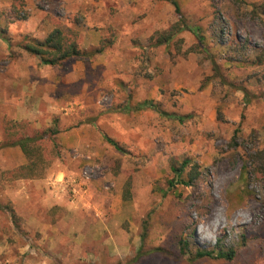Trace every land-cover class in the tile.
Instances as JSON below:
<instances>
[{
  "label": "rangeland",
  "instance_id": "1",
  "mask_svg": "<svg viewBox=\"0 0 264 264\" xmlns=\"http://www.w3.org/2000/svg\"><path fill=\"white\" fill-rule=\"evenodd\" d=\"M176 1L201 37L183 31L156 46L179 21L165 1L0 0V264H188L137 258L146 221L149 249H171L183 231L238 253L199 264H264V17H250L264 0ZM56 29L83 49L111 44L61 67L20 49ZM145 101L185 122L134 110ZM56 117L59 148L42 143L47 175L16 179L26 157L4 145ZM185 159L200 175L170 192Z\"/></svg>",
  "mask_w": 264,
  "mask_h": 264
},
{
  "label": "trees",
  "instance_id": "2",
  "mask_svg": "<svg viewBox=\"0 0 264 264\" xmlns=\"http://www.w3.org/2000/svg\"><path fill=\"white\" fill-rule=\"evenodd\" d=\"M161 1L168 2L174 6L176 14L179 16V21L173 24L168 31L164 33H157L152 38L154 39L157 36L155 44L156 46L171 45L175 38L183 31H190L196 34V36L201 37L199 29L196 27H192L185 21L184 17L181 14L180 5L176 0ZM250 17L252 18V20H262V18L264 17V1L257 6H253V9L250 11ZM1 34L5 35L4 32L0 31V35ZM76 37L77 36H75V39L68 38L66 33L62 29H56L51 32L43 41L32 38L30 36H25L19 43V47L28 55L36 57L39 60L40 65L42 66L61 67L66 62L75 59L93 60L97 56L103 54L110 46L109 44H111V42H109V44L102 42L101 47H94L87 50L80 47L78 41L76 40ZM200 39L202 40L203 38ZM234 50L241 53L245 51L244 48L240 47ZM256 63L258 65H262L264 63V53L257 57ZM214 70L217 71V67H215ZM133 108L135 111L152 110L162 116H167L169 118L177 120L180 123L185 122V117L179 116L177 114L166 113L165 111H162L160 109L159 105H156L155 103L150 101H145L142 104H136ZM59 122V118L56 117L54 118L52 125L45 131L36 133L32 136L25 135L15 141H10L6 145H4L8 147H19L26 157V164L21 166L14 172V177L16 179L38 180L43 179L47 175V171L49 170L51 165L45 157L42 143L45 140H50L53 142L56 149L59 148L60 145L56 141V138L61 132ZM104 138L117 151L121 152L122 154H127V151L114 139L108 136H105ZM258 155V158H260V160L264 162V151L260 152ZM57 156H59V151L57 152ZM171 170L174 177L168 183L170 192L175 190L177 186L180 185L186 187L193 186L194 181L198 179L200 175L198 173V167L196 165H193L190 159H185L180 165L172 166ZM186 177H189V179L186 180ZM124 200H131L130 181L125 186ZM12 214L15 217V214L13 212ZM148 234L149 228L148 222L146 221L142 234L143 244L137 257L138 259L155 252L163 254L178 262L185 261L188 264H199L205 261H235L238 257V253L235 249H228L222 247L221 245H218L216 248L211 250L203 249L193 243L190 239L191 237L184 234L183 231L179 234L177 241L172 245L171 249H167L165 247L149 249L145 244Z\"/></svg>",
  "mask_w": 264,
  "mask_h": 264
}]
</instances>
